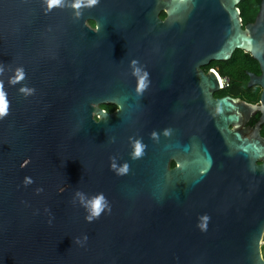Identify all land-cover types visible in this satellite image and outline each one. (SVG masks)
<instances>
[{"label": "water", "instance_id": "obj_1", "mask_svg": "<svg viewBox=\"0 0 264 264\" xmlns=\"http://www.w3.org/2000/svg\"><path fill=\"white\" fill-rule=\"evenodd\" d=\"M243 1L122 0L76 10L66 0L46 14L44 0H0L8 102L0 119V264H264V0L246 25ZM88 16L99 31L81 34L90 31ZM122 21L137 25L126 46L113 32ZM238 50L261 69L250 73L260 102L249 105L261 120L253 137L232 131L230 147L214 154L172 146L167 101L122 93L123 59L163 73L184 51L199 72ZM20 67L24 79L10 83ZM217 104L224 123L237 121L224 115L231 103ZM26 177L33 183L25 186ZM78 191L102 193L111 211L88 222Z\"/></svg>", "mask_w": 264, "mask_h": 264}, {"label": "flooded vegetation", "instance_id": "obj_2", "mask_svg": "<svg viewBox=\"0 0 264 264\" xmlns=\"http://www.w3.org/2000/svg\"><path fill=\"white\" fill-rule=\"evenodd\" d=\"M111 1L122 3V0H99L96 5ZM159 18L165 21L168 16L162 13ZM85 25L89 32L80 29L77 31L87 35L91 31L96 33L93 26L98 25V19L88 16L85 18ZM116 27L113 32L122 35L123 45L131 44L134 33L137 32L135 30L137 25L122 21V25ZM110 31L112 30H108L107 33ZM233 56L228 61L214 59L201 64L199 72L194 71L184 62V51L179 61L170 63L167 71L163 73H152L155 68L138 64V67L148 73L147 87L142 92L137 91L139 81L138 77L133 75L132 60L127 62L123 59L122 93L127 97L167 101L166 123L171 133L172 146L175 147V144L179 143L183 147L191 148L194 144H199L214 154V149L217 147L224 149L230 147L233 139L230 135L232 131L247 139L253 137L257 123L261 120V114L254 113L249 106L259 103L262 93L259 86L250 84V73L260 75L261 69L259 74L246 69L243 64L234 61ZM241 71H244V75ZM256 88L260 89V97L257 101ZM223 99L233 105V108L224 115L226 117L233 115L237 121L227 120L225 123L222 121L217 102ZM263 132L264 125L261 130L262 135ZM177 165L176 159L171 158L169 168L174 169Z\"/></svg>", "mask_w": 264, "mask_h": 264}, {"label": "clouds", "instance_id": "obj_3", "mask_svg": "<svg viewBox=\"0 0 264 264\" xmlns=\"http://www.w3.org/2000/svg\"><path fill=\"white\" fill-rule=\"evenodd\" d=\"M65 3L66 0H44V4L46 5L44 11L47 14V12H50L54 7L65 6ZM97 3H99V0H72L70 6L76 10H79L82 7H92ZM76 15L79 17L80 12L77 11ZM93 27L95 31H99L98 25H94ZM137 65H138V61L136 60L131 61V66L133 68V75L137 76L139 81L137 91L142 92L147 87L148 73L146 71H143ZM2 71L3 68L0 67V72ZM142 72L143 74L141 75ZM24 75L25 73L23 68L22 67L17 68L16 75L14 76V78L10 80V83L13 84L18 83L20 80L24 79ZM20 91L25 95H30L34 92V89H28L26 87H22ZM7 114H8V102L6 99V94L3 90V86L0 85V119H3V117L6 116ZM153 135H155V133H153ZM141 155H142V147L141 144L137 142L135 146L134 156L139 157ZM112 167L115 169L116 166L113 164ZM127 171H128V166L127 164H125L122 168L118 169V174L127 173ZM24 183L25 186H27L28 184L33 183V181L30 177H26ZM40 191H42V189H40ZM75 196L78 198L80 204L86 209L88 214L86 215L85 219L88 222H93L95 219H98L105 210L109 212L111 211L110 205L102 193L97 194L91 198H86L83 193L78 191L76 192ZM209 219L210 218L206 215L201 217L200 222H198L197 224V227L200 228L201 231H206ZM84 241L85 242L87 241V236L84 237Z\"/></svg>", "mask_w": 264, "mask_h": 264}, {"label": "trees", "instance_id": "obj_4", "mask_svg": "<svg viewBox=\"0 0 264 264\" xmlns=\"http://www.w3.org/2000/svg\"><path fill=\"white\" fill-rule=\"evenodd\" d=\"M260 4L261 0H244L240 8L242 10V17L244 19L245 24L250 21H254L259 10H260ZM233 60L239 62L240 64H243L246 69H249L251 71L260 73V66L256 60L253 59V57L250 54L244 53L241 50H238L234 56ZM241 73L244 75V71H241ZM245 77H247L245 75ZM260 89L256 88V101L259 99L260 95ZM104 109H106L109 112H114L116 110V106L114 105H104ZM264 136V132H263Z\"/></svg>", "mask_w": 264, "mask_h": 264}, {"label": "built area", "instance_id": "obj_5", "mask_svg": "<svg viewBox=\"0 0 264 264\" xmlns=\"http://www.w3.org/2000/svg\"><path fill=\"white\" fill-rule=\"evenodd\" d=\"M261 252H262V257L264 258V236H263L262 244H261Z\"/></svg>", "mask_w": 264, "mask_h": 264}]
</instances>
